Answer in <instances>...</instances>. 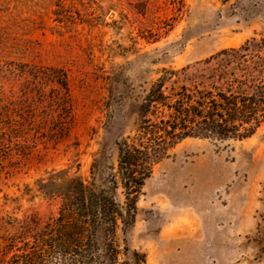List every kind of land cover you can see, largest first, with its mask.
<instances>
[{"label":"rangeland","instance_id":"rangeland-1","mask_svg":"<svg viewBox=\"0 0 264 264\" xmlns=\"http://www.w3.org/2000/svg\"><path fill=\"white\" fill-rule=\"evenodd\" d=\"M246 41L243 57L218 55ZM223 62L264 78V0H0V110L22 125L0 138V264L6 237L56 215L41 179L63 170L98 185L163 69L188 66L183 77L201 80ZM135 206L133 224L117 229L118 262L136 251L146 264H264V124L242 140H181Z\"/></svg>","mask_w":264,"mask_h":264},{"label":"trees","instance_id":"trees-1","mask_svg":"<svg viewBox=\"0 0 264 264\" xmlns=\"http://www.w3.org/2000/svg\"><path fill=\"white\" fill-rule=\"evenodd\" d=\"M249 44L223 49L218 55L243 57L240 52ZM229 63L211 66L201 80L183 77L188 66L163 69L141 95L132 131L115 142V173L98 169V185L94 177L85 182L63 170L41 179L39 191L58 198L56 215L47 217L40 229L25 228L19 240L15 235L6 237L2 247L4 256L10 254L6 264H130L118 262L117 229L119 224L124 228L133 224L137 195L153 165L185 138L242 140L264 124V78L236 74L239 63L231 68ZM57 83L67 90L65 79ZM4 108L0 138L10 142L20 136L22 125ZM118 187L122 203L116 198ZM38 220L29 216L25 222ZM255 240L264 253V219L257 224ZM132 264H146L144 255L133 251Z\"/></svg>","mask_w":264,"mask_h":264},{"label":"bare ground","instance_id":"bare-ground-1","mask_svg":"<svg viewBox=\"0 0 264 264\" xmlns=\"http://www.w3.org/2000/svg\"><path fill=\"white\" fill-rule=\"evenodd\" d=\"M163 233H165V230H164V232Z\"/></svg>","mask_w":264,"mask_h":264}]
</instances>
